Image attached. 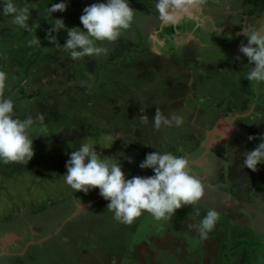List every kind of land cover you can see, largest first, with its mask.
Instances as JSON below:
<instances>
[{
    "label": "rangeland",
    "instance_id": "rangeland-1",
    "mask_svg": "<svg viewBox=\"0 0 264 264\" xmlns=\"http://www.w3.org/2000/svg\"><path fill=\"white\" fill-rule=\"evenodd\" d=\"M15 2L29 7L33 30L11 24L0 11V71L8 75L4 96L12 98L20 119L43 115L47 133L37 136L41 125H33L34 156L28 164L0 162V243L11 244L29 219L43 216L51 228L38 233L30 227L28 233L52 234L63 248L53 247L55 258L48 252L39 258V246L29 241L23 256L0 258V264L31 258L35 264H264V163L255 172L242 167V154L264 134V83L246 79L252 65L238 47L247 39L237 35L242 27H264V0L256 5L204 0L177 10L176 23L160 19L157 0H129L131 27L115 43L102 45L107 56L80 61L46 38L52 27L47 8L61 0ZM64 2L66 10L52 19L83 30V8L106 0ZM53 35L66 43L65 29ZM33 36L41 46H28ZM141 107L148 124L137 119ZM157 110L169 118L159 128L152 123ZM85 142L101 159L120 163L126 178L153 175L139 164L154 151L185 156L190 164L196 160L200 176L190 170L204 195L177 210L171 221L158 222L143 212L131 224L119 223L99 189L74 192L64 181L71 152ZM210 209L219 219L201 239L189 225H198Z\"/></svg>",
    "mask_w": 264,
    "mask_h": 264
},
{
    "label": "clouds",
    "instance_id": "clouds-1",
    "mask_svg": "<svg viewBox=\"0 0 264 264\" xmlns=\"http://www.w3.org/2000/svg\"><path fill=\"white\" fill-rule=\"evenodd\" d=\"M204 0H157L155 8L160 19L165 23H176L177 10L187 11L198 7ZM0 11L11 17V24L32 31L28 21L30 10L27 4L17 5L15 0H0ZM67 4L64 0L54 3L47 8L46 20L52 27L46 30V38L60 50L68 53L73 61H80L86 57L107 56L108 47L105 43L113 44L128 30L134 19V9L129 0H106V2L92 3L83 8L79 17L83 30L79 27L66 28L63 19H52L55 12H64ZM36 29L39 27L37 23ZM65 29L66 43L60 45L53 33ZM238 36L247 39L238 47V51L247 58L252 67L246 74L248 81L264 83V27H242ZM28 46H41L37 36L28 41ZM239 59V57H237ZM8 75L0 71V162L3 164H28L34 156L33 125L39 123L36 129L40 135L46 136L47 127L44 125L43 115L35 118L29 116L24 119L17 117L14 102L11 97L5 98ZM141 107V115L137 119L143 124L149 123ZM177 124L181 122L176 117ZM153 126L159 128L161 123H169V118L159 110L152 117ZM251 141L256 139L249 136ZM260 143L253 150L245 151L242 167L257 171V165L264 163V134L259 137ZM129 163H131V159ZM66 174L63 175L66 185L74 192L87 194L92 189H99V195L109 203L106 209L113 214V219L119 223L131 224L143 212L149 213L156 221H171L175 212L184 206L197 204L204 195L201 180L190 170V161L185 156H176L170 152L154 151L146 154L139 164L141 169H152L151 176H133L126 178L120 163L109 159H101L93 145L82 143L78 150L72 151L66 164ZM219 214L210 209L195 228L201 239H206L214 229ZM115 264V261H113Z\"/></svg>",
    "mask_w": 264,
    "mask_h": 264
},
{
    "label": "flooded vegetation",
    "instance_id": "flooded-vegetation-1",
    "mask_svg": "<svg viewBox=\"0 0 264 264\" xmlns=\"http://www.w3.org/2000/svg\"><path fill=\"white\" fill-rule=\"evenodd\" d=\"M194 162H195L194 164H190V168L191 169H193V168L196 169L197 170V171L195 170L196 171V175L200 176L199 172H202L201 168H200V166L197 165V161L196 160ZM191 171H192L191 173L193 174V170H191ZM220 201H221V198L218 199V202H220ZM228 203L229 202L225 201V199L222 200V204L223 205H228ZM68 207H69L68 205L64 206L65 209H67ZM28 221H29V224L26 226L27 228L20 230V232H17V234L15 235L16 236V239H15L16 241L15 240L14 241H10L12 245L11 244H9L10 246L6 245V244L3 245L2 243H0V253H1V251L8 250V248H10L9 255L7 254L5 256V255H1L0 254V258L1 259L11 260L12 256H23V254H24L23 252H24V250H26V248H27L26 245H27V242H29V241L32 242V243H36V245L39 246V248H40V251H39L40 257L39 258H42L43 253H46V252H48L47 253L48 257H53L51 255V251H52L53 247H57V245H60L59 246L60 249L63 248V246H62L63 242L60 241V239H58L57 237H54L52 234L49 235L48 233H45L43 237H40L38 235L39 232H43L42 229L51 228L50 220L47 217L44 218L43 216H40L39 218H31ZM30 227L34 228L35 231L38 232V233L30 232V234H29L28 232L30 230ZM80 230L74 231L76 234L74 232L70 231L69 232V236L70 235L76 236L77 233ZM21 233H23V235L19 236ZM35 235H37V236H35ZM46 236H48V237H46ZM20 237H22V238H20ZM26 238H28V240H25ZM55 239H57V240H55ZM25 241H26V244L23 243ZM22 246H23V248H22ZM67 251H68V249H67ZM53 258H55V257H53ZM19 264H35V261H33L32 258H31L30 262H26L25 261V262L22 263V261H21V263H19Z\"/></svg>",
    "mask_w": 264,
    "mask_h": 264
},
{
    "label": "trees",
    "instance_id": "trees-1",
    "mask_svg": "<svg viewBox=\"0 0 264 264\" xmlns=\"http://www.w3.org/2000/svg\"><path fill=\"white\" fill-rule=\"evenodd\" d=\"M261 1L262 0H251V3H253V4H261ZM68 212L70 213V211L68 210Z\"/></svg>",
    "mask_w": 264,
    "mask_h": 264
},
{
    "label": "water",
    "instance_id": "water-1",
    "mask_svg": "<svg viewBox=\"0 0 264 264\" xmlns=\"http://www.w3.org/2000/svg\"><path fill=\"white\" fill-rule=\"evenodd\" d=\"M79 210H80V208L78 207L77 211L76 212L74 211V213L70 216V218L74 217L79 212Z\"/></svg>",
    "mask_w": 264,
    "mask_h": 264
},
{
    "label": "bare ground",
    "instance_id": "bare-ground-1",
    "mask_svg": "<svg viewBox=\"0 0 264 264\" xmlns=\"http://www.w3.org/2000/svg\"><path fill=\"white\" fill-rule=\"evenodd\" d=\"M229 122V121H228Z\"/></svg>",
    "mask_w": 264,
    "mask_h": 264
}]
</instances>
